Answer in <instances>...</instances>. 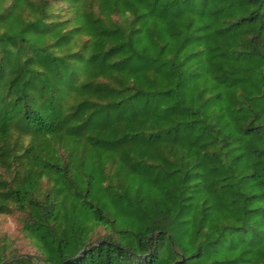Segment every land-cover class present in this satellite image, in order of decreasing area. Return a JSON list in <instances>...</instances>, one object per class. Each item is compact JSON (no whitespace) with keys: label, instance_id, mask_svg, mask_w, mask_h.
<instances>
[{"label":"trees","instance_id":"1","mask_svg":"<svg viewBox=\"0 0 264 264\" xmlns=\"http://www.w3.org/2000/svg\"><path fill=\"white\" fill-rule=\"evenodd\" d=\"M0 217V264H264V0H0Z\"/></svg>","mask_w":264,"mask_h":264},{"label":"rangeland","instance_id":"2","mask_svg":"<svg viewBox=\"0 0 264 264\" xmlns=\"http://www.w3.org/2000/svg\"><path fill=\"white\" fill-rule=\"evenodd\" d=\"M0 229H4L17 237H20L19 229L20 226L11 218H3L0 217ZM19 248L23 253H31L33 252L31 246L26 241H22L19 238Z\"/></svg>","mask_w":264,"mask_h":264}]
</instances>
